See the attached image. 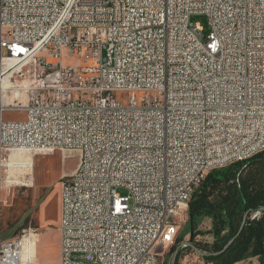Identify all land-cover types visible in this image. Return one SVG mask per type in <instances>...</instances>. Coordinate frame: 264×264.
<instances>
[{"label": "built area", "instance_id": "2783aa9c", "mask_svg": "<svg viewBox=\"0 0 264 264\" xmlns=\"http://www.w3.org/2000/svg\"><path fill=\"white\" fill-rule=\"evenodd\" d=\"M0 55L38 60L24 118L0 107V181L11 154L78 153L58 264H159L207 174L264 151V0H0Z\"/></svg>", "mask_w": 264, "mask_h": 264}, {"label": "rangeland", "instance_id": "374dc122", "mask_svg": "<svg viewBox=\"0 0 264 264\" xmlns=\"http://www.w3.org/2000/svg\"><path fill=\"white\" fill-rule=\"evenodd\" d=\"M192 23L199 24L203 34L208 33L206 18L201 15H194L190 18ZM6 54V52H2ZM46 58L49 64L58 63L57 60L48 53H40L37 58ZM0 70L8 67L16 60L1 58ZM6 60V61H5ZM4 62V63H3ZM22 64V65H21ZM82 63L76 58H67L66 52H63L64 66H80ZM38 65L36 61L21 62L16 67L17 70L12 73L10 81L13 88L8 89L2 97H6V108L2 113L4 121H19L24 118V113L11 107L24 106L28 90L36 84L35 69ZM17 91V92H16ZM1 96V95H0ZM1 97V98H2ZM82 94V98H86ZM128 94L116 92L114 99L126 104ZM16 154L29 155L27 153L11 154L9 160L12 161ZM33 156V181L31 186L11 183L3 184L6 179L13 180L17 178L20 181L31 179L30 175H24L18 169H10L0 181V238L8 239L20 236L23 232L34 234V261L35 264H57L59 258V194L60 184L63 180V174H68L74 170L78 153L76 150L56 149L51 153H41ZM20 177V178H19ZM2 183V184H1ZM119 194L124 195L122 190ZM188 215L187 213L180 217V223L176 237L185 229ZM211 229V221L204 219L198 230L206 232ZM176 239V238H175ZM189 234L184 237L183 242L188 241ZM213 238L209 234L197 235L194 238L199 247L210 245ZM175 242V240H174ZM174 242L168 246L159 257V264H170V249ZM178 264H211L202 260L201 256L193 250H183L178 254ZM235 264H257L256 258H249Z\"/></svg>", "mask_w": 264, "mask_h": 264}, {"label": "trees", "instance_id": "16d2710c", "mask_svg": "<svg viewBox=\"0 0 264 264\" xmlns=\"http://www.w3.org/2000/svg\"><path fill=\"white\" fill-rule=\"evenodd\" d=\"M264 151L248 161L232 164L207 174L193 191L187 206L185 229L176 237L170 256L189 247H180L184 237L193 232L191 243L203 253L202 260L211 264H235L256 258L264 264ZM259 213L258 218L251 216ZM204 219L211 221V229L198 230ZM243 224V225H242ZM242 225V228H241ZM241 228V229H240ZM209 234L210 245L199 247L197 235ZM233 242L219 253L224 246ZM192 250V249H191ZM219 253L217 255H213Z\"/></svg>", "mask_w": 264, "mask_h": 264}, {"label": "bare ground", "instance_id": "6f19581e", "mask_svg": "<svg viewBox=\"0 0 264 264\" xmlns=\"http://www.w3.org/2000/svg\"><path fill=\"white\" fill-rule=\"evenodd\" d=\"M5 58H7V57L5 56ZM1 60L2 59H1V55H0V61ZM21 62H26V61H24V60L23 61H17V62L15 61L14 63L9 65L8 67H6V68L4 67V69L0 70V95H1L0 96V107H4V105L6 104L5 103L6 97H2V95L5 94V92L8 89L13 88V84L10 81V77H11L12 73L17 70L18 67H16V66L18 64H20ZM14 157L15 158H13L12 161L8 162V164H7L8 169L9 170L10 169L11 170L12 169H18L19 172H21L23 174V176L24 175L25 176L26 175H30L31 179L28 180L27 183H26L25 181H20L17 178H15L13 180H10L11 179L10 178L8 180L6 179L2 183L4 185L5 184H11V183H15V184L21 183V184H23V186H27V187L31 186L33 184V163H34L32 154H29V155L16 154ZM34 241H35L34 240V234L33 233H29V235L27 236L26 243L24 244L23 251L21 252V254H22L21 261H22L23 264H31V263L35 264V261H34Z\"/></svg>", "mask_w": 264, "mask_h": 264}, {"label": "water", "instance_id": "95a60500", "mask_svg": "<svg viewBox=\"0 0 264 264\" xmlns=\"http://www.w3.org/2000/svg\"><path fill=\"white\" fill-rule=\"evenodd\" d=\"M261 210L264 211V208H262ZM242 225H243V224H242ZM242 225H241V228H242ZM241 228H240V229H241ZM192 239H193V232L190 231L188 241H186V242H182V243L180 244V247H189V248H191L195 253H197L199 256H203L204 254L201 253V252H199V251L195 248V246L192 245V243H191V240H192ZM232 242H233V239L230 240V241L224 246V248H223L219 253H222L223 251H225V249H226V248H227ZM219 253H215V254H213V255H217V254H219ZM175 257H176V252L173 254V256H172V258H171V263H170V264H174Z\"/></svg>", "mask_w": 264, "mask_h": 264}, {"label": "crops", "instance_id": "0c3cea01", "mask_svg": "<svg viewBox=\"0 0 264 264\" xmlns=\"http://www.w3.org/2000/svg\"><path fill=\"white\" fill-rule=\"evenodd\" d=\"M73 171V170H72ZM71 171V172H72ZM71 172L70 173H68V174H63V176L65 177V176H68L69 174H71ZM33 184H34V181H33ZM58 198H59V223H60V194H59V196H58ZM59 226V225H58ZM9 239H11V238H8V239H1L0 238V240H3V241H5V240H9ZM58 260H59V258H58ZM58 264V263H57Z\"/></svg>", "mask_w": 264, "mask_h": 264}]
</instances>
